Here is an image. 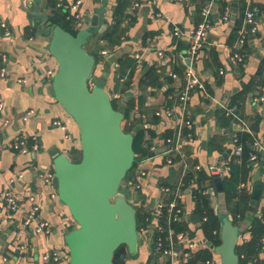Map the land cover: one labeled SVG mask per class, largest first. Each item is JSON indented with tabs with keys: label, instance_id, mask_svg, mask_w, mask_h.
Instances as JSON below:
<instances>
[{
	"label": "crops",
	"instance_id": "obj_1",
	"mask_svg": "<svg viewBox=\"0 0 264 264\" xmlns=\"http://www.w3.org/2000/svg\"><path fill=\"white\" fill-rule=\"evenodd\" d=\"M60 1L57 8L82 2V21L73 23L76 31L87 16L101 11L100 24L107 21L104 33L112 34L109 40L100 37L101 54L107 52L106 61L114 62L107 89L119 108L131 106L129 121L140 117L143 127L153 126L156 133L155 137L146 134L150 155L140 159L131 174L134 178L140 171L147 172L141 179L142 187L127 191L137 212L149 221L148 228L142 230V234H148L147 240L138 255L126 258L127 264L163 261L152 249V239L157 238L156 229L161 225L153 213L163 188L175 187L186 166L193 178L181 193L183 212L178 224L183 230L179 232L194 246L190 260L196 259V264H218L219 255L210 248L211 241L203 228L208 216L197 213L195 190L210 196L211 206L218 214V194L213 196L212 191L215 177L222 175L228 211L239 219L247 212L259 185V218L264 211V0H216L213 4L212 26L195 63L205 90L194 91L186 107L185 115L191 117L194 128L184 129V140L191 133L192 141L182 142V153L175 155L176 166H169L164 155L168 139L180 130L184 113L175 96L186 79L191 32L197 28L203 8L212 0ZM227 10L229 20L224 21ZM249 10L255 13V24L248 25L251 32L247 46L241 48L238 31ZM36 11L51 16L56 10L47 7L45 0H0V69L7 73L0 79V264H46L43 255L51 251L66 256L63 262L53 264H70L65 237L72 227H77L67 207L52 197L53 184L46 181V177L54 175L52 161L57 153L71 160L80 158L81 136L79 127L50 93L53 76L49 72L54 75L58 63L49 53L50 37L40 33L47 31L48 24L34 14ZM58 14L62 16L60 10ZM175 27L181 28V36L174 34ZM236 52L243 55V62L234 60ZM132 67L135 73L130 78ZM124 69L118 84L119 73ZM130 79L132 87L125 94L121 89ZM224 106L235 109L247 131L230 116L223 118ZM31 111L33 114L25 120ZM240 132H247L252 138L256 159L251 162L250 153V164L244 153L241 158L234 154L233 137ZM34 135L39 138L37 150L30 147L21 153L9 148L14 141ZM228 167L230 171L224 174ZM8 190L19 203L16 211H9L3 198ZM243 197L247 199L240 202ZM33 207L39 208V219L47 223L49 233L36 232V222L24 225ZM244 238L251 239L249 234ZM261 242L264 246V237ZM205 253L210 255L209 260L199 257ZM254 259L264 264V253Z\"/></svg>",
	"mask_w": 264,
	"mask_h": 264
},
{
	"label": "water",
	"instance_id": "obj_2",
	"mask_svg": "<svg viewBox=\"0 0 264 264\" xmlns=\"http://www.w3.org/2000/svg\"><path fill=\"white\" fill-rule=\"evenodd\" d=\"M100 12L87 16L75 35L60 25L51 26L47 14L34 13L48 24L47 31L40 33L50 37L49 53L58 63L50 93L79 127L81 136L79 159L57 153L52 161L53 187L77 224L65 237L70 264H114L121 246L138 255L148 236L138 231L135 204L123 189L136 162L133 143L138 131L124 130L125 110L115 109L106 86L114 62L106 61L108 55L100 56L103 47L98 42L107 28V21L100 24ZM214 185L212 195L218 194L221 218L220 244L209 246L219 255L218 264H240L237 247L260 216L262 189L259 185L254 189L245 218L235 223L220 175Z\"/></svg>",
	"mask_w": 264,
	"mask_h": 264
},
{
	"label": "built area",
	"instance_id": "obj_3",
	"mask_svg": "<svg viewBox=\"0 0 264 264\" xmlns=\"http://www.w3.org/2000/svg\"><path fill=\"white\" fill-rule=\"evenodd\" d=\"M216 0H212L211 3L203 8L201 13V20L190 35V39L188 41V49H187V69H186V79L185 82L178 92V94L175 96V98L179 101V104H181L183 117L181 120V126L179 132L176 134L175 137L168 139L167 141V150L165 151L164 155L167 160V164L169 166H176L177 162L175 159L176 153H182V147L181 144L183 141H192V134L188 133L187 137L188 139L184 140L186 136L184 133V129L193 130L194 123L191 117L186 116V107L188 106L191 95L196 90H205L204 83L200 80V77L197 75L195 71V63L196 59L201 51V49L206 44V39L209 34L210 28L212 26V13H213V4ZM81 1H74L73 3L69 5H62V7L69 12L67 16V20H69L72 23L79 24L82 21V12H81ZM137 6V5H136ZM229 11L227 10L223 15V20L227 21L229 20ZM255 24V13L251 10L246 12L245 15V21L242 26V28L238 31V46L244 47V45L247 42L248 35L250 34V30L248 28L250 26H253ZM5 27L4 25H2ZM174 34L179 37L182 35V30L180 27H175ZM7 36H10V32L7 33ZM103 55H107V52H103ZM234 60L237 62H243V55L239 52H236L234 55ZM6 71L5 69H0V79L6 77ZM49 75L54 76L52 72H49ZM224 111L227 116H230L234 121H236L244 130H248V127L243 121L240 116L236 113L235 109L224 106ZM3 111V104H0V114ZM33 114L31 111L25 116V120H27L28 116ZM58 125H61L60 123H57ZM38 142L39 138L34 135L32 137H22L19 140H16L13 142V144L9 145V148H14L15 150L25 153L28 151V149L31 147L32 149L37 150L38 149ZM234 145V154L236 157H242L244 153V145L239 144V136L238 133L234 134L233 137ZM1 152V150H0ZM256 159V155L252 153L250 155V161L253 162ZM0 160H1V153H0ZM200 168V167H198ZM228 171H230V167H228L227 171H225L224 174H226ZM147 175L146 171H140L137 173V177L129 178L128 180L124 181L123 185L124 187L129 191H138L141 189V179ZM188 175V168L187 166L183 168V171L181 173L180 179L177 183V185L173 188L165 187L162 191L161 199L153 213L154 219L160 222L161 225L158 226L156 229V233L158 237L156 239H152V249L153 251L159 253L162 257L161 264H188L192 255H191V249L194 248L192 242L188 240L183 232H177L173 225L178 224V222L181 219V215L183 212V207L180 203L181 199V193L183 192V188L187 184L186 178ZM52 175H49L46 177V181L50 184L53 181ZM223 178V176L221 175ZM207 194V193H205ZM54 198H58V193L56 189L54 190V194L52 195ZM3 198L6 200L8 205L9 211H16L19 208V203L17 201L16 196L13 194L12 191L8 190L5 191L3 194ZM39 208L33 207L26 220L24 225L30 226L33 224V222L37 223L36 226V232L38 233H49V229L47 223L41 221L39 219L38 215ZM165 234V237L163 238L159 234ZM182 248V249H180ZM64 259H66V256L61 253L60 251H51L50 253H46L43 255V260L46 264H53L52 262H63ZM53 260V261H52Z\"/></svg>",
	"mask_w": 264,
	"mask_h": 264
},
{
	"label": "trees",
	"instance_id": "obj_4",
	"mask_svg": "<svg viewBox=\"0 0 264 264\" xmlns=\"http://www.w3.org/2000/svg\"><path fill=\"white\" fill-rule=\"evenodd\" d=\"M60 0H45V4L47 7H53L55 8V12L49 16L48 15V21L49 24L51 26H57L60 25L63 29H65L68 32H71L72 34H76L78 31H76L74 29L73 23L70 22L69 20H67V16L69 14V12H67L62 6L60 8H57V4ZM61 2V1H60ZM59 10L62 13V16H59L58 12ZM111 33H104L101 38L102 39H106L109 40L111 37ZM101 45V41L99 39L98 42ZM102 46V45H101ZM247 44L245 45L246 48ZM103 47V46H102ZM100 56L102 58H104V55L100 54ZM123 62V61H121ZM131 62V61H129ZM120 63V67H121ZM128 67V64L127 66ZM125 67V69H126ZM125 69L123 70L122 73H119V77H118V84H120L122 82V76L124 75ZM135 73V68L132 67L131 71H130V78L133 77ZM132 79H130L129 81L125 82L123 85V88L121 89V92L123 93H128L129 90L132 87ZM113 105L115 107V109H119V105L116 104V102L113 101ZM123 109L125 110V120L123 122V127L124 130L126 132H131V131H135L137 130V134L134 138V143H133V149L134 152L136 154V162L133 166V168L129 171L126 179L128 180L129 178H131V174L134 171L135 167H136V163L138 161H140V159L147 157L148 155H150V143L149 141L146 139V134L148 133L149 135H151L152 137L156 136V133L154 131V127H150V128H145L143 127V119L138 117L136 119H134L132 122L129 121V117H130V110L132 109L131 106L129 105L128 107H123ZM226 113L223 114V118L227 119V115ZM130 122V123H129ZM126 123H129L128 127H126ZM157 123V118H153V125H155ZM239 136V144H243L244 145V158L247 159L248 155H250V153H252V138L249 135V133L247 132H240L238 133ZM166 137H168L166 135ZM247 163L250 164V162H248L247 159ZM193 178V174L189 173L187 175L186 181L190 182ZM125 193L128 195L127 193V189L123 188ZM195 196L197 197V213L201 214L203 216H208V222L204 223L203 228L204 231L207 233V235L209 236V239L211 241V243L218 245L220 244V229H221V218L220 215L215 213L212 206H211V198L208 194H205L203 191L200 190H195ZM247 199L246 197H243L241 199L240 202H242V200ZM228 201V200H227ZM247 202V201H246ZM228 206V205H227ZM229 211H231L229 209ZM231 213V212H230ZM247 213V212H246ZM246 213H242L238 218L234 217L235 223L238 221H241L242 219L245 218ZM137 225H138V231L140 233H144L142 230L143 229H147L148 225H149V221L145 220V218L140 215L139 212H137ZM173 228L179 232L182 231L183 228H180L179 224H175L173 225ZM74 228L72 227L70 229V231H72ZM214 233V235H212ZM246 234H249L251 239L246 240L244 238V236ZM160 236H162L163 238L165 237V234L161 233L159 234ZM158 237V235H157ZM264 237V211L261 215V217L256 218L254 220V222L252 223V225L250 226V228L248 229V231L241 237V240L239 242V245L237 247V253L240 257V264H262L261 261H255V257H260V255L262 253H264V246L263 243L261 242L262 238ZM136 255H131L128 252L127 247L121 246L114 257V264H127L126 262V258L129 257H135ZM199 256V255H198ZM201 257L203 260H209L210 259V255L208 253L203 254V256H199ZM197 260L193 259L189 261L188 264H196Z\"/></svg>",
	"mask_w": 264,
	"mask_h": 264
},
{
	"label": "rangeland",
	"instance_id": "obj_5",
	"mask_svg": "<svg viewBox=\"0 0 264 264\" xmlns=\"http://www.w3.org/2000/svg\"><path fill=\"white\" fill-rule=\"evenodd\" d=\"M123 188H125L124 185H123Z\"/></svg>",
	"mask_w": 264,
	"mask_h": 264
}]
</instances>
